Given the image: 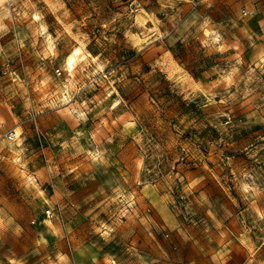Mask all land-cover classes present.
Masks as SVG:
<instances>
[{"label": "clouds", "instance_id": "obj_1", "mask_svg": "<svg viewBox=\"0 0 264 264\" xmlns=\"http://www.w3.org/2000/svg\"><path fill=\"white\" fill-rule=\"evenodd\" d=\"M0 264H264V0H0Z\"/></svg>", "mask_w": 264, "mask_h": 264}]
</instances>
